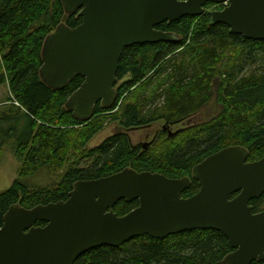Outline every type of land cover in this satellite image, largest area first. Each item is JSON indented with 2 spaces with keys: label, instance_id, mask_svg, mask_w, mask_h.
I'll use <instances>...</instances> for the list:
<instances>
[{
  "label": "trees",
  "instance_id": "obj_1",
  "mask_svg": "<svg viewBox=\"0 0 264 264\" xmlns=\"http://www.w3.org/2000/svg\"><path fill=\"white\" fill-rule=\"evenodd\" d=\"M205 8L201 17L157 27L180 40L125 49L117 79L131 77L118 89L115 106H121L120 113L105 115L115 106L107 110L99 105L91 121H81L66 109V102L84 79L78 77L66 89L56 91L41 80L40 69L46 38L61 24L74 29L82 19L68 16L61 0H0V86L8 85L9 106L15 109L0 117V129H6L5 122L12 124L3 137L16 141L14 153L22 162L17 179L0 193V229L13 205L33 209L67 201L76 183L126 169L170 179L188 177L191 186L183 197L190 198L201 188L192 178L193 169L207 157L241 146L249 151V162L264 158V41L246 40L231 34L225 25H212L210 12L223 7L208 3ZM218 79L221 110L208 121L175 138L161 132L147 151L133 149L124 133L109 137L95 149L87 148L109 118L119 120L124 129L161 120L170 126L190 120L210 103ZM157 99H161L160 105ZM6 142H0V153ZM86 160L90 163L80 167ZM66 167L69 169L53 187L35 189L24 183L42 169L57 174ZM250 205L254 213L263 212L264 195ZM138 206V201H120L114 212L122 217ZM233 251L223 234L198 230L163 240L143 236L119 248H97L75 264H223ZM253 264H264V260Z\"/></svg>",
  "mask_w": 264,
  "mask_h": 264
},
{
  "label": "water",
  "instance_id": "obj_2",
  "mask_svg": "<svg viewBox=\"0 0 264 264\" xmlns=\"http://www.w3.org/2000/svg\"><path fill=\"white\" fill-rule=\"evenodd\" d=\"M68 16L82 23L61 24L43 46L41 80L62 91L76 78L81 87L66 109L91 121L97 106L112 109L118 100L117 72L125 49L180 40L157 27L197 18L212 3L211 24L250 41H264V0H61ZM241 146L223 149L196 165L192 178L199 192L184 198L191 179H170L126 169L106 178L74 185L67 201L25 209L16 204L0 229V264H75L87 252L119 248L136 238L163 240L198 230L223 234L234 251L223 264L264 260V211L251 201L264 195V158L249 162ZM138 201L125 216L114 207ZM38 222L45 227L36 226Z\"/></svg>",
  "mask_w": 264,
  "mask_h": 264
},
{
  "label": "rangeland",
  "instance_id": "obj_3",
  "mask_svg": "<svg viewBox=\"0 0 264 264\" xmlns=\"http://www.w3.org/2000/svg\"><path fill=\"white\" fill-rule=\"evenodd\" d=\"M131 76H126L124 80L119 81L117 84V89H119L120 85L124 83V81H127L130 79ZM160 81H163L160 80ZM159 83V82H158ZM156 83L147 93L148 97H151L156 89V86L158 85ZM220 80L214 84V87L212 89V99L210 103L198 114L194 115L190 120H187L184 123L178 124V125H173L170 126V133L175 137L179 136L180 133L196 126L199 125L200 123H204L205 121H208L209 119L213 118L216 116L220 110L221 106L217 103V95H218V86L220 84ZM136 94L139 93L138 90L135 91ZM134 92V93H135ZM11 96L9 87L7 84L0 86V117L5 116L7 113H11L15 111V109L9 103V98ZM161 99H157L158 105H160ZM14 107L18 108L19 104L18 103H13ZM121 106H115V109L107 113L105 115H117L120 113ZM166 124V121L161 120L158 122L153 123V126H151L152 131H156L158 129H162L163 126ZM4 125L6 126V129L1 128L0 129V137H3L6 135V133L11 129L7 125H12L9 122H5ZM124 129L120 125L119 120H114L113 118H109L106 120L104 124L103 130L96 135L89 143H88V149H95L98 146H100L106 139L109 137L123 133ZM146 131L145 130H136L133 132H130V137L133 142V144H141L144 143L146 144L149 142V140L146 139ZM153 134V133H152ZM152 134L150 136L152 137ZM168 134V133H167ZM2 135V136H1ZM3 140H6L7 145L3 148L2 152L0 153V193L7 191L14 180L17 179L18 177V172L20 170L22 162L18 160L14 153V149L16 146V141H14L13 138L6 139L3 137L0 142ZM75 162V161H74ZM72 162V164H74ZM90 163V161L86 160L84 161L80 167L87 166ZM69 167H66L63 169L61 172L57 174H53L50 172L48 168L42 169L36 176L33 178L27 179L24 181V183L35 189H40V188H50L56 185V182L59 180V178L68 170Z\"/></svg>",
  "mask_w": 264,
  "mask_h": 264
},
{
  "label": "flooded vegetation",
  "instance_id": "obj_4",
  "mask_svg": "<svg viewBox=\"0 0 264 264\" xmlns=\"http://www.w3.org/2000/svg\"><path fill=\"white\" fill-rule=\"evenodd\" d=\"M151 126H153V124L148 125V126H142V127H139V128H132V129H124L123 128L124 129V132L123 133L128 136L130 146L133 149H142V151L149 150L156 143V141L158 140L161 132L169 133V136L170 137H174L175 136V135L173 136L170 133V125L165 124L162 129H158L156 131H152L151 130L152 129ZM136 130H145L146 133H147L146 134V139L149 140V142H147L146 144H144V143H141V144H133V142L131 140V137H130V132H133V131H136ZM150 134H152V137L150 136Z\"/></svg>",
  "mask_w": 264,
  "mask_h": 264
}]
</instances>
